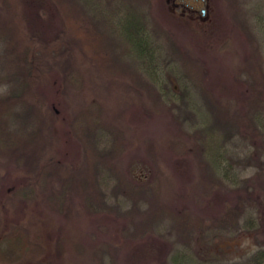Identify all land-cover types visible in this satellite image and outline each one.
Wrapping results in <instances>:
<instances>
[{
    "label": "rangeland",
    "instance_id": "rangeland-1",
    "mask_svg": "<svg viewBox=\"0 0 264 264\" xmlns=\"http://www.w3.org/2000/svg\"><path fill=\"white\" fill-rule=\"evenodd\" d=\"M147 2L141 8L148 19L156 54L160 56L158 66L163 69L159 86L153 83L155 87L147 74L138 69L134 45H129L127 58L133 59L135 64H123L124 58L119 54L123 23L115 16L111 18L112 11L119 7L108 8L100 4L95 11L91 7L86 10L100 21L108 17V13L110 15L109 21H101V26L97 24L100 37L96 41L91 39L88 44L91 56L97 60L82 58L81 70L73 68L67 72L68 77L64 75L53 80L54 92L49 98L65 122L59 128L57 159L81 167L83 179L86 175L91 177L93 170L86 148L88 134L93 137L95 133L96 137L97 133L104 132L106 123L109 120L112 123L111 118L119 122L120 133L129 146L112 162H116L115 170L120 176L115 175V180L119 178L122 182L120 194L125 205L121 215L124 216L119 217V211L108 209L95 214L82 211L67 219L50 199L43 203L41 199H21L14 195L11 198L8 189L13 191L14 187L10 182V168L0 165V178H5L0 179V217L2 221H12L22 229L27 240L35 244V252L26 254V260L31 258L32 261L19 264H159L153 259L144 260L158 240L147 229L151 225L149 220L161 222L165 214L170 218L174 214L177 218L181 210L189 219H207L211 214L220 213L216 210L221 208L222 197L225 200L226 192L232 189L224 183L216 186L209 182L211 177L201 158V124H193L191 114L186 112L180 98L190 94L193 100L198 97L201 105L207 106L208 102L210 108L222 105L228 110L227 117L234 119V106L243 104L237 101V88H247L244 81L249 78L248 61L259 65L264 75V0H207L206 5L201 0ZM206 6V16H202L201 10ZM256 6L260 7L257 9ZM71 23L75 29L82 28L80 19H73ZM90 29L92 31V26ZM173 49L182 55L180 60L170 52ZM132 69L134 76L129 73ZM87 70L97 74V86L86 80L76 85L72 79L74 76L86 77ZM109 78L116 81L111 88ZM143 98L147 99L152 112L150 118L136 110ZM126 102L128 105L124 106ZM240 108L245 111L244 106ZM167 139L173 143L171 152L166 148ZM151 141L156 145L154 156H150L148 150L147 144ZM105 143L106 140L100 145L103 153L109 152L103 148ZM235 149L238 150L236 155L246 154V147L236 146ZM163 150L165 155H162ZM110 156L112 154L109 159ZM106 158L99 160L102 162ZM261 163L242 173V185L236 189L241 190L243 198L252 195L247 206L252 209L261 235L258 238L237 230L226 239L228 242H223V250L216 248V256L219 255L221 260L242 261L264 245V154ZM143 165H148L147 171L141 170ZM176 170L180 172L175 175ZM140 171L147 175L143 184L138 183ZM140 185L148 187L142 191L135 188ZM115 186L113 181L109 190ZM218 199L221 202H217ZM103 224L104 228L100 226ZM125 226L130 227L128 233L131 236L124 242L119 241L114 236ZM96 232L100 237L94 236ZM197 237L193 233L191 243L194 252L200 256L202 250ZM176 238L174 233L159 243L165 248L167 241ZM143 250L146 251L144 255L137 254ZM116 255L118 263H112ZM0 264L6 263L0 261Z\"/></svg>",
    "mask_w": 264,
    "mask_h": 264
},
{
    "label": "trees",
    "instance_id": "trees-1",
    "mask_svg": "<svg viewBox=\"0 0 264 264\" xmlns=\"http://www.w3.org/2000/svg\"><path fill=\"white\" fill-rule=\"evenodd\" d=\"M146 2L147 0L0 1V165L10 168V182L14 187L13 191L8 189L11 198L14 195L21 199H41L43 203L50 199L67 219L74 218L82 211L95 214L108 209L119 211V217L124 216L121 215L125 205L120 194L122 182L119 178L115 180V175L119 174L115 170L116 162H112L114 157L129 146L128 140L120 133L119 122L111 118L112 123H109L108 119L104 132L97 133L96 137L95 133L93 137L88 134L86 148L89 149L88 157L93 170L91 177L86 175L87 178L83 179L81 167L57 159L55 149L60 139L59 128L65 122L60 119V112L49 98L50 93L54 92L53 80H59L64 75L68 77L67 72L73 68L81 70L82 58L97 60L91 56L88 44L91 39L96 41L100 37L101 21L104 22L110 15L108 13V17H103L100 21L95 18V14L90 15L86 10L91 7L95 11L100 4L108 8L119 7L112 11L114 14L111 18L115 16L123 23L122 45L119 50L120 56L124 58L123 64L134 63L133 59L127 58L129 45H134L138 69L147 74L152 84L159 86L158 79L160 75L163 76V69L158 66L160 56L156 54L148 19L141 8ZM73 19H80L82 28L75 29L71 23ZM89 23H92V31ZM97 24L100 26L97 27ZM170 52L181 59L182 55L176 49ZM247 66L250 69L249 78L244 81L247 88H237V101L243 104L234 106V119L227 117L228 110L222 105L210 108L208 102V109L198 102V97L193 100L190 94L181 96V103L186 112L191 114L193 124H201V158L211 177L209 182L216 186L224 183L232 189L226 192L225 200L222 197L223 202L216 200L222 203L220 210H216L220 213L211 214L207 219H189L181 210L178 211L177 218H174V214L171 218L163 214L161 222L149 220L151 225L147 229L158 240L144 258L145 261L153 259L159 264H264V245L242 261H224L219 255L216 256V250H223V242H228L226 239L237 230L258 238L261 235L250 211L252 209L247 206L252 195L243 198L241 190H236L242 185V173L249 167L262 164L264 154V75L256 63L248 61ZM86 72V77H72L76 85L86 80L97 86V74L93 70ZM129 73L134 76L133 69ZM108 84L111 88L116 81L109 78ZM168 95L173 96L171 93ZM126 105L128 102L124 104ZM240 106H244L245 111ZM136 110L146 118L152 115L145 98L140 100V108ZM94 137L95 142L92 141ZM104 140L106 147L103 148L109 152L103 153L100 145ZM152 142L147 144L150 156L156 153V145ZM165 143L167 150L171 152L172 141L167 139ZM236 146L246 147V154L236 155ZM110 154L113 158L110 156L109 159ZM162 155H165V150ZM104 157H107L106 160L101 162ZM145 169L148 170V165L142 166L141 170ZM179 172L174 171L175 175ZM145 173L139 172L138 183L143 184L147 177ZM113 181L116 186L109 190ZM147 187L140 185L135 188L141 190ZM111 202L114 205H109ZM2 220L0 217V261L6 264L32 261L31 258L26 260V254L35 252V244L30 243L22 229L12 224V221ZM100 226L104 228V224ZM128 231L130 227L125 226L114 237L124 242L131 236ZM174 233L177 238L175 241H167L166 250L159 241ZM193 233L198 236L201 257L194 252L195 248L191 243ZM94 236L100 237V234L96 232ZM145 252L138 251L137 254L144 255ZM116 258L117 255L112 263H118Z\"/></svg>",
    "mask_w": 264,
    "mask_h": 264
},
{
    "label": "water",
    "instance_id": "water-1",
    "mask_svg": "<svg viewBox=\"0 0 264 264\" xmlns=\"http://www.w3.org/2000/svg\"><path fill=\"white\" fill-rule=\"evenodd\" d=\"M201 1L203 2L204 5L207 4V0H201ZM207 6H208V5H207ZM207 6H206V8H203V9L201 10V14H202V16H206V13H207Z\"/></svg>",
    "mask_w": 264,
    "mask_h": 264
},
{
    "label": "flooded vegetation",
    "instance_id": "flooded-vegetation-1",
    "mask_svg": "<svg viewBox=\"0 0 264 264\" xmlns=\"http://www.w3.org/2000/svg\"><path fill=\"white\" fill-rule=\"evenodd\" d=\"M199 10H197L196 12H198Z\"/></svg>",
    "mask_w": 264,
    "mask_h": 264
}]
</instances>
